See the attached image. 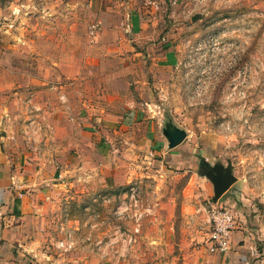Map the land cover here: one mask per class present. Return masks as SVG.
<instances>
[{
	"label": "rangeland",
	"instance_id": "374dc122",
	"mask_svg": "<svg viewBox=\"0 0 264 264\" xmlns=\"http://www.w3.org/2000/svg\"><path fill=\"white\" fill-rule=\"evenodd\" d=\"M91 2L0 0V136L82 171L67 173L76 248L104 264H182L225 201L264 264V0H105L154 39ZM166 127L186 136L171 150ZM201 159L236 179L217 203Z\"/></svg>",
	"mask_w": 264,
	"mask_h": 264
},
{
	"label": "crops",
	"instance_id": "0c3cea01",
	"mask_svg": "<svg viewBox=\"0 0 264 264\" xmlns=\"http://www.w3.org/2000/svg\"><path fill=\"white\" fill-rule=\"evenodd\" d=\"M173 1L176 5L180 0ZM90 6L95 11L112 12L109 16L111 21L104 24L113 23L116 27L120 24L122 30L136 39L146 31L152 32L149 34L151 39L158 34L157 28L148 29V23L139 11H131L128 19L122 21L117 14L119 10L111 8L105 0H92ZM150 47L155 48V44ZM4 56L6 51L0 48V59L3 60ZM127 121L129 119L125 121L128 124ZM81 135L89 138L92 134L82 132ZM69 141L73 146L69 152H77V139L70 137ZM93 145L90 153L96 152V145ZM46 149L45 153L38 147L37 151H27L23 142L12 144L0 136V264H104L102 246L93 250L86 244L79 250L76 248L72 226L78 222L68 212L67 193H71L73 188L72 184L67 186V173L80 176L82 171L78 173L63 167L58 170V165L50 164L57 157L48 147ZM98 153L101 154L100 150ZM64 159L67 160V152ZM44 163L48 165L43 167ZM81 190V193L86 192L88 187L83 186ZM60 230L64 231L62 235ZM88 238L85 237L86 240ZM67 239L71 240L72 247L59 249L57 243ZM249 246L247 236L234 231L224 254H209L204 242L188 249L182 264H249Z\"/></svg>",
	"mask_w": 264,
	"mask_h": 264
},
{
	"label": "built area",
	"instance_id": "2783aa9c",
	"mask_svg": "<svg viewBox=\"0 0 264 264\" xmlns=\"http://www.w3.org/2000/svg\"><path fill=\"white\" fill-rule=\"evenodd\" d=\"M90 31L92 34L95 33L97 26L92 25ZM207 223L209 233L205 241L206 251L209 254H224L229 248L232 233L237 225L233 210L225 204H212L207 212ZM67 238H69L68 233ZM57 247L68 250L72 247V243L68 239L59 241Z\"/></svg>",
	"mask_w": 264,
	"mask_h": 264
},
{
	"label": "water",
	"instance_id": "95a60500",
	"mask_svg": "<svg viewBox=\"0 0 264 264\" xmlns=\"http://www.w3.org/2000/svg\"><path fill=\"white\" fill-rule=\"evenodd\" d=\"M163 134L167 140L168 149L177 147L186 137L183 131L173 127H166ZM200 165L202 168L204 166L207 167L203 175L211 182L213 190L212 202L217 203L236 181L231 166L225 168L221 164H215L211 167L204 159H201Z\"/></svg>",
	"mask_w": 264,
	"mask_h": 264
},
{
	"label": "flooded vegetation",
	"instance_id": "af4514ba",
	"mask_svg": "<svg viewBox=\"0 0 264 264\" xmlns=\"http://www.w3.org/2000/svg\"><path fill=\"white\" fill-rule=\"evenodd\" d=\"M203 168L205 169V168H207V167L204 166Z\"/></svg>",
	"mask_w": 264,
	"mask_h": 264
}]
</instances>
